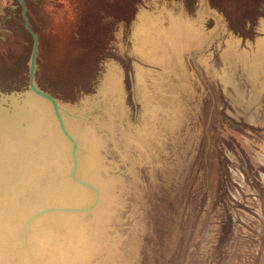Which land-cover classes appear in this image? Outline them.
Here are the masks:
<instances>
[{"label":"rangeland","instance_id":"374dc122","mask_svg":"<svg viewBox=\"0 0 264 264\" xmlns=\"http://www.w3.org/2000/svg\"><path fill=\"white\" fill-rule=\"evenodd\" d=\"M23 2L99 197L42 99L0 134V264H264V0ZM21 9L0 0L3 111L41 99Z\"/></svg>","mask_w":264,"mask_h":264},{"label":"water","instance_id":"95a60500","mask_svg":"<svg viewBox=\"0 0 264 264\" xmlns=\"http://www.w3.org/2000/svg\"><path fill=\"white\" fill-rule=\"evenodd\" d=\"M18 1L22 5V14H23V17H24V25L28 29V31L30 32L32 37H33V47H32V52H31V57H30V65H29V83H28V88H29V90L32 93L36 94L41 99H43L46 102L50 103V105H51V107H52V109L54 111V115H55V118H56L57 125H58L59 129L61 130V132L64 134V136L68 139V141L70 143L71 155H72V160H73V167H72V170H71V176H72V178L74 180H76L77 182H79L81 184L89 186L95 192V199H94V202H93V204H94L97 201L98 197H99L98 187L94 186L90 182L82 180L80 177L74 176L75 169L77 168L76 152H77V149H78V145H77L76 139L70 133V131L67 129V127L65 125L63 116L61 114L62 106L58 102L56 97H54L51 93L45 91L44 89L38 87L37 84H36L35 73H36V64H37V54H38V48H39V38H38L37 34L34 32V30L31 28V26L29 24V20H28L27 15H26V6H25L23 0H18ZM136 11H139V9H137ZM260 20H263V19H260ZM130 80H131V85H130L131 99H132V102L134 104L135 113H136L137 112V110H136L137 102H136V96H135V86H134V83H133V78H132L131 73H130ZM28 100L31 101L32 99L28 98ZM10 117L11 116H9V114L6 111L2 112V114L0 115V119L2 120V122H4V120L5 121L9 120Z\"/></svg>","mask_w":264,"mask_h":264},{"label":"bare ground","instance_id":"6f19581e","mask_svg":"<svg viewBox=\"0 0 264 264\" xmlns=\"http://www.w3.org/2000/svg\"><path fill=\"white\" fill-rule=\"evenodd\" d=\"M32 97V96H31ZM32 99V98H31ZM19 101H17L19 104H17L18 106H15L16 108H14V111H12L13 109L11 108V110H9V111H6L8 114H9V116H11L10 118L11 119H9V120H7L6 122H5V120H4V122H2V120L0 119V134L2 135V136H4V140L3 141H5L6 142V138H7V136H6V138H5V135H6V132H5V135H3V133H1L2 132V130L4 131V130H6V131H12V129H14V127L15 126H17V127H19L18 126V122H20L22 119H26V116H27V114H28V117L31 119V117H30V115L31 114H29L30 112H37V110L39 109V105L41 104V103H43V104H47V103H45V101H41L42 99H37L36 98V96H34V99H32L31 101L30 100H28V98H26V99H24V98H22V99H18ZM33 100H36V102H33ZM13 101H14V99H13ZM39 101V102H38ZM12 102V101H11ZM11 104V103H10ZM13 104V103H12ZM15 104V103H14ZM37 104H38V106H37ZM16 105V104H15ZM9 107H10V105H9ZM2 109V111H3V108H0V110ZM36 110V111H35ZM5 111V110H4ZM3 111V112H4ZM1 112V111H0ZM44 112V111H43ZM54 112V111H53ZM2 114V112L0 113V115ZM13 115H14V117H13ZM34 115V114H33ZM32 115V116H33ZM35 115H40V112H39V114H35ZM34 115V116H35ZM38 117V116H37ZM37 117H35V118H37ZM13 118V119H12ZM29 118H28V120H29ZM32 119H33V117H32ZM39 119V118H38ZM37 120H33V121H31V123H28V124H34L35 122H36ZM45 121H47V120H45ZM44 121V122H45ZM24 122V121H23ZM28 122V121H27ZM43 122V123H44ZM37 123V122H36ZM21 125H22V123H20ZM27 124V123H26ZM27 124V125H28ZM41 124H42V121H41ZM20 125V126H21ZM43 125V124H42ZM41 125V126H42ZM45 125V124H44ZM30 127H31V125H29ZM33 126V125H32ZM46 126H47V124H46ZM12 127V128H11ZM39 126H37L36 125V127L35 128H38ZM67 127V126H66ZM21 128V127H20ZM34 129V128H33ZM32 129V130H33ZM15 130L16 129H14V132H15ZM18 131H19V128L17 129ZM22 130V128L20 129V131ZM24 130V129H23ZM23 130H22V132H23ZM27 130L29 131V129L27 128ZM17 131V132H18ZM19 131V132H20ZM31 131V130H30ZM25 132V131H24ZM27 132V131H26ZM40 132V131H39ZM21 133V132H20ZM28 133V132H27ZM31 133V132H30ZM15 134V133H14ZM19 134V133H18ZM18 134H17V136H18ZM22 134V133H21ZM37 134V133H36ZM7 135L8 136H10V134H8L7 133ZM20 137H22V135L20 136ZM41 137V136H40ZM23 138V137H22ZM25 138V137H24ZM23 138V139H24ZM48 138V137H47ZM12 140V139H11ZM16 140V139H15ZM10 141V140H9ZM8 141V139H7V142H9ZM28 141H29V139H28ZM1 142V141H0ZM23 142V141H22ZM31 141H29V143H30ZM4 142H2V144H3ZM87 143V142H86ZM1 144V143H0ZM5 144V143H4ZM3 144V145H4ZM13 144V145H12ZM12 144L10 143V145H11V153H15V155H16V153H17V150L15 149V148H17L18 147V145L15 143L14 144V142L12 141ZM45 144V143H44ZM9 144L7 143L6 144V146H8ZM46 145V144H45ZM90 145V144H89ZM43 146V145H42ZM9 147V146H8ZM52 147V146H51ZM4 147H2V149H3ZM6 148V147H5ZM10 148V147H9ZM8 148V149H9ZM54 148V147H53ZM8 149H4L3 151H5V150H7V152H8ZM55 149V148H54ZM53 149V150H54ZM0 151H1V149H0ZM10 151V150H9ZM19 151V150H18ZM56 151V150H55ZM6 152V153H7ZM19 153V152H18ZM89 153V152H88ZM90 153H91V149H90ZM3 154H4V152H3ZM0 155H2L1 153H0ZM6 155V156H5ZM4 156H5V159H6V157H7V154H5ZM19 155V154H18ZM34 155H35V153H34ZM3 156V157H4ZM11 156V155H10ZM72 156V155H71ZM89 156H90V158H92V156L89 154ZM16 157V156H15ZM3 159V158H2ZM8 159V158H7ZM19 159H21V156H20V158L18 157V160ZM1 160V159H0ZM76 160H77V165H78V158H77V152H76ZM3 162H5V161H3ZM1 163H2V161H1ZM74 176H75V172H74Z\"/></svg>","mask_w":264,"mask_h":264},{"label":"flooded vegetation","instance_id":"af4514ba","mask_svg":"<svg viewBox=\"0 0 264 264\" xmlns=\"http://www.w3.org/2000/svg\"><path fill=\"white\" fill-rule=\"evenodd\" d=\"M17 1H18V0H17ZM21 13H22V9H21ZM22 15H23V14H22ZM11 18H13V15H12L11 17H8V20L11 19Z\"/></svg>","mask_w":264,"mask_h":264}]
</instances>
